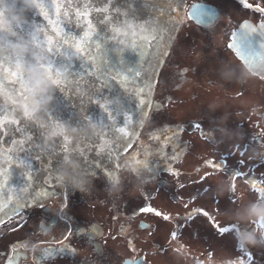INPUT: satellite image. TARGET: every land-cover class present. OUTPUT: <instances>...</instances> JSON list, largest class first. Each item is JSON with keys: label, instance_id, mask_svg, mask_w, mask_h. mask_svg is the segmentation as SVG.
Wrapping results in <instances>:
<instances>
[{"label": "flooded vegetation", "instance_id": "flooded-vegetation-1", "mask_svg": "<svg viewBox=\"0 0 264 264\" xmlns=\"http://www.w3.org/2000/svg\"><path fill=\"white\" fill-rule=\"evenodd\" d=\"M127 1L131 5L126 10L131 14L126 18L136 23V32L144 29L155 33L151 43L160 40L161 49L168 45V55L160 65L154 49L147 48L151 55L142 56L145 47H137L135 63L123 84L115 87L116 101L128 97L132 101L127 107L142 111L141 132L156 119L166 126L157 135L165 156L161 171L169 178L158 180L164 187V197L153 188L156 176L136 161L126 120L119 121L117 131H124H118L112 140L100 134L108 112L105 108L97 113L94 110L81 127L66 126L74 133L68 134L70 140L63 146L55 147L50 160L35 154L26 162L28 168L14 180L18 179V186L16 190L11 188V205L20 202L19 197L21 202H31L37 191L47 190L49 195L32 202L18 215L10 208L1 213L0 264H8L9 259L13 264H226L223 257H213L214 252L201 248L214 244V240L205 241L200 228L190 225L203 214L186 212L185 207L200 200L209 188L191 198L194 193L188 191L221 163L205 156L199 160L202 164L195 162L198 165L191 170L180 167L183 152L192 145L188 140L192 133L200 134L213 146H222L230 160L238 154L243 163L248 157L246 149L255 151L262 177L257 179L247 165L242 166L244 172L231 166L219 172L224 171L228 177L240 173L237 177L257 182L256 187L264 192V78L228 48L235 34L237 43L248 36L256 52L262 51L259 32L250 33L242 24L264 23V13L255 11L256 6L264 8V0ZM195 4L203 7L198 20L190 17ZM136 5H141L140 11H131ZM134 92L136 97L132 96ZM177 94L178 98H173ZM178 101L183 110L173 117L171 105ZM46 137L51 139L50 145L58 140L55 131ZM77 150L81 154L65 156L60 166L61 152ZM209 151L198 150L203 155ZM172 155L177 158L175 162ZM186 173L193 176L188 178ZM135 184L142 189L140 194ZM167 191L172 202L166 200ZM142 208L154 211H140ZM207 216L211 219L210 214ZM260 216L263 220L264 215ZM229 225L238 229L240 236L235 233V237L239 243L243 241L240 229H252L248 224Z\"/></svg>", "mask_w": 264, "mask_h": 264}, {"label": "water", "instance_id": "water-1", "mask_svg": "<svg viewBox=\"0 0 264 264\" xmlns=\"http://www.w3.org/2000/svg\"><path fill=\"white\" fill-rule=\"evenodd\" d=\"M130 5L127 0H0V119L7 129L0 132V157L8 177L0 213L11 201V178L21 173L23 163L35 154L47 156L49 132L59 136L57 146L69 131L67 123L89 120L94 110L111 104L110 81L124 79L137 48L136 23L126 18ZM202 8L193 5L190 16L198 20ZM86 30L91 35L80 54L72 44ZM13 73L22 78L19 85L9 83ZM58 126L63 129L53 128Z\"/></svg>", "mask_w": 264, "mask_h": 264}, {"label": "rangeland", "instance_id": "rangeland-1", "mask_svg": "<svg viewBox=\"0 0 264 264\" xmlns=\"http://www.w3.org/2000/svg\"><path fill=\"white\" fill-rule=\"evenodd\" d=\"M173 98H178V94L174 95ZM126 106L127 104L124 102L109 108L108 112L110 115L108 116V124L105 129L106 134L104 132H102V134L111 136V138L115 139L118 132L117 126H119L117 125V122H115V119H133L142 114V111L138 110L136 106H134V108L132 106H130V108ZM206 106L208 107L209 104ZM171 109L173 117L177 114H181L183 110L182 102H175L171 105ZM121 113L124 114L120 116ZM189 117L190 116L187 117V120ZM156 120L148 130L142 131L141 135L136 133L137 125L136 127L132 126L129 128L128 133L131 134L130 143L132 142L134 145L133 149L137 154L136 160H139L141 165L146 166V170L149 174L151 173L156 176L155 180H157V182L154 180L153 188H156L157 194L159 193L164 197L165 190H162L163 186L159 184L158 180L166 178L165 180L169 181V178H167L166 174L161 171V164H163V157L165 156L162 154V143H160L162 140L157 135L158 131L164 129L166 126L165 124L163 125L161 121L158 123ZM181 122H183V120L178 121L180 124L179 127H182ZM131 130H134L135 133ZM188 140L191 141L192 145L187 151L183 152L181 156L182 158L179 160L180 167L182 165L187 170H191L198 165L195 162H198L205 156L213 158L215 159L214 161L218 162H222L225 159L228 161L226 165L220 166L214 171L211 170V175L202 180L200 185L195 186L188 191V193H194L190 196L191 198L195 197L197 195L195 193L200 192L201 189L206 187L209 188V192L202 195L203 197L200 200L185 207L186 212L189 215L201 210L206 213L198 216L195 221H191L190 223V225H195L200 228L201 237H203L205 241L210 243L212 242V239L214 240V244H207L206 247L205 245H201V248H206L207 250L214 252L213 257H223V262L226 264H264V226H262L264 225V220H261L259 214H251L249 211L254 205L264 206V197L254 193L252 190L253 182L250 181V179L242 180V178L237 177V174L228 177L224 171L219 172L225 166H231L234 171L236 168L241 167L240 170L242 171L244 169L242 166L247 165L249 169L256 172L257 179L262 177V172H260L259 164L256 161L257 157L254 156L255 151L253 152L251 149H246L247 153L245 152V154L248 157L243 159L242 163V159H240L238 154L236 156L232 155L231 158H233V160H230L229 154L224 151L225 149L222 146H213L210 142L202 140L200 134L196 135L192 133L188 137ZM150 141L153 143L151 146L149 145ZM208 149L210 150V153L206 155H203V152H198V150L208 151ZM170 158L174 162L176 161L175 159H177L176 157L174 158V155ZM199 164H202V162L199 161ZM217 165H221V163ZM185 175H187L188 178L193 176L191 173H186ZM135 186L138 193L141 192L142 189L140 186H138V184H135ZM167 186L168 182L165 187ZM169 194L170 192L167 191L166 200L168 199L172 202L173 199L168 197ZM18 199L21 202L20 197ZM15 206V204L12 205V207ZM12 207H10V210ZM207 214H210L211 219L208 218ZM211 220H213V223ZM229 224H241V226L248 224L252 229L244 232L240 227L243 241L239 243L240 240L235 237V233L240 236L238 229L229 228ZM224 228L229 229V231L222 236L219 233V229ZM250 232L253 234L251 237L246 238L245 236ZM249 253L251 254V259H249Z\"/></svg>", "mask_w": 264, "mask_h": 264}, {"label": "snow or ice", "instance_id": "snow-or-ice-1", "mask_svg": "<svg viewBox=\"0 0 264 264\" xmlns=\"http://www.w3.org/2000/svg\"><path fill=\"white\" fill-rule=\"evenodd\" d=\"M245 7L248 8H252L253 6L251 4H245ZM255 11L260 12V13H264V8H260L259 6H256ZM59 13V9H57V15ZM43 15L45 16L46 19H48L49 24L53 26V30L56 31L57 33H60V29L56 27V24L54 21H52L47 13H43ZM85 16L86 22L88 23L89 28L92 27L91 25V21L87 19L88 17V13H84L83 14ZM242 27L246 28L250 33H257L259 32L260 36L262 37L261 43L259 45V48L262 50L260 53H257L254 45L250 39V37L245 36L244 39L241 40L240 43H237L235 40V34H233V41L232 43H230L228 45L229 49H234L236 55L242 60L244 61L246 64L249 65V67L251 68L252 71L257 72L259 74V76L261 78H264V23H260L258 26H253L250 23H243ZM91 35L90 31H85L84 32V37L80 40V41H76L75 43L72 44V47L75 48L77 53L83 54L85 51V45H84V39L89 37ZM156 34L152 33V32H148L145 31L144 29L140 30V39L142 41H144L145 44V50L144 52H141V55H145V53H147L148 55H151V53L147 52V48H152L155 50L156 52V63L157 65L162 64L163 62V58L168 55V45L166 44L165 47L163 49H161L160 47V40H156L155 44L151 43V40H153L154 36ZM172 37H169V41H172ZM67 42V41H66ZM57 51H59V49L57 48ZM49 52L52 53V48H49ZM54 54V53H52ZM90 59H92L93 61H95V57H89ZM49 69L51 68V64L48 65ZM13 75V79L11 81H9V83H14L19 85V81L20 79H22L21 77H17L15 73L12 74ZM97 78L99 79L100 76L97 75ZM126 79V78H125ZM148 94L151 95V91H152V82H149L148 84ZM141 93H143V90H140ZM143 102V101H142ZM126 122H130V118H128V120ZM4 122L2 119H0V132H7V129L3 126ZM118 131H124V129H118ZM146 163V161H145ZM228 163V161L225 159L224 161L221 162V165H218L217 167L226 165ZM237 175H239L240 173H236ZM8 177L5 175L4 173V168H3V158L0 157V192H3L5 185H6V181H7ZM256 183L255 181H253V190L257 191L258 193H260L261 195H264V192H261V189L259 187H256ZM9 191H12L11 189H9ZM33 199L31 202L24 200L23 202H17L16 207L11 209V212L13 214H20L25 207L27 206H31L32 202H38V200L42 197V196H47L49 195V193L47 192V190H45L44 192H34L33 194ZM140 211H154L152 209H145L142 208L140 209ZM200 214H206L203 212V210L200 211ZM165 219H167L168 217H164ZM264 226V225H262ZM218 227V226H217ZM221 235L227 233L229 231V229L224 228V229H219ZM173 238H175V233H173ZM13 248L15 247V245L12 246ZM47 253H52L51 250H45ZM15 255V254H14ZM52 254L48 255L49 257H51ZM249 259H251V254L249 253ZM8 264H13V259H9Z\"/></svg>", "mask_w": 264, "mask_h": 264}, {"label": "clouds", "instance_id": "clouds-1", "mask_svg": "<svg viewBox=\"0 0 264 264\" xmlns=\"http://www.w3.org/2000/svg\"><path fill=\"white\" fill-rule=\"evenodd\" d=\"M251 214H259L264 215V206H253L252 209L249 210Z\"/></svg>", "mask_w": 264, "mask_h": 264}]
</instances>
